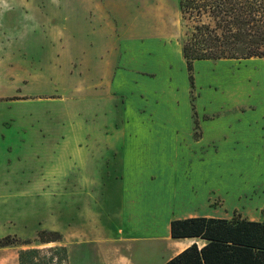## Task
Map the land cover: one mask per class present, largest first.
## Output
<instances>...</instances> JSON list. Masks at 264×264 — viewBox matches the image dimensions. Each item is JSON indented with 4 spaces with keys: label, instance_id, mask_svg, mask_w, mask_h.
Here are the masks:
<instances>
[{
    "label": "rangeland",
    "instance_id": "374dc122",
    "mask_svg": "<svg viewBox=\"0 0 264 264\" xmlns=\"http://www.w3.org/2000/svg\"><path fill=\"white\" fill-rule=\"evenodd\" d=\"M70 1L0 0V240L20 241L0 248V264H66L63 252L51 249L62 244L37 239L47 223L49 192L64 183L46 173L51 151L63 140L84 138L88 126L125 123L128 107L134 122L145 114L152 138L187 140L175 154L199 155L202 166L195 177L186 173L189 182H200L203 165L209 167L214 216L264 220V60L195 62L191 87L177 0H114L107 10L119 24L118 65L85 66L78 29L85 11ZM52 32L71 38L66 57L50 50ZM150 166L161 182L150 186L162 190H147L146 199L165 207L178 188L173 171L164 173V163ZM70 180L75 183L73 174ZM29 250L37 251L20 261V252ZM173 251L168 244L160 254Z\"/></svg>",
    "mask_w": 264,
    "mask_h": 264
},
{
    "label": "crops",
    "instance_id": "0c3cea01",
    "mask_svg": "<svg viewBox=\"0 0 264 264\" xmlns=\"http://www.w3.org/2000/svg\"><path fill=\"white\" fill-rule=\"evenodd\" d=\"M77 1L85 11L78 26L82 36L79 43L85 45L80 61L85 66L118 65L119 24L107 10L114 0ZM69 2L64 0L66 4ZM71 27L68 24V34ZM61 37L59 32H52L48 43L51 51L60 52L59 56L63 52L62 56L66 57L71 38ZM20 44L26 48L28 40L22 38ZM2 45L0 35V49ZM124 111L125 123L88 126L84 128V138L63 140L51 151L46 173L52 179L62 178L64 183L63 187H52L49 192L48 218L43 229L60 234L59 243L67 252L66 264H164L191 244H203L197 238H171V221L221 218L214 216L208 206L213 192L208 183L209 167L203 165L206 177L200 182H189L187 172L194 177L202 172L199 155L175 154L176 148L184 147L187 140L154 139L149 133L150 125L144 122V113L134 122V118L128 117L135 114L134 109L128 107ZM192 113L196 116L195 108ZM186 119V127H190V113ZM191 142L200 152L198 141ZM163 163L164 173L173 171L170 178L175 179L174 186L178 187H173L169 205L165 207L152 205L146 199L147 190L149 193L162 190L150 186L151 180L159 182L158 178H152L150 164ZM136 171L142 174L138 180L134 177ZM72 174L75 183H71ZM168 244L174 247L172 254H160L161 247Z\"/></svg>",
    "mask_w": 264,
    "mask_h": 264
},
{
    "label": "trees",
    "instance_id": "16d2710c",
    "mask_svg": "<svg viewBox=\"0 0 264 264\" xmlns=\"http://www.w3.org/2000/svg\"><path fill=\"white\" fill-rule=\"evenodd\" d=\"M184 32L180 40L188 80L194 86L193 67L198 61L264 60V0H177ZM171 238H197L164 264H264V220L234 215L231 219L192 217L170 222ZM42 244L60 242L57 232L40 230ZM20 241L12 236L0 240V248ZM27 243V242H25ZM63 252L64 247L51 248ZM37 250L20 252L33 254Z\"/></svg>",
    "mask_w": 264,
    "mask_h": 264
}]
</instances>
